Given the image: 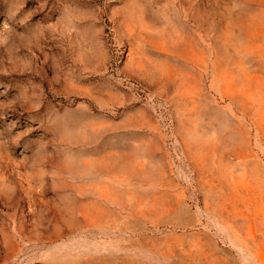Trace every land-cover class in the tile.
<instances>
[{
	"label": "rangeland",
	"instance_id": "1",
	"mask_svg": "<svg viewBox=\"0 0 264 264\" xmlns=\"http://www.w3.org/2000/svg\"><path fill=\"white\" fill-rule=\"evenodd\" d=\"M0 264H264V0H0Z\"/></svg>",
	"mask_w": 264,
	"mask_h": 264
}]
</instances>
